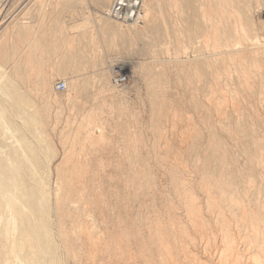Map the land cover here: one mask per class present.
<instances>
[{
  "label": "rangeland",
  "instance_id": "obj_1",
  "mask_svg": "<svg viewBox=\"0 0 264 264\" xmlns=\"http://www.w3.org/2000/svg\"><path fill=\"white\" fill-rule=\"evenodd\" d=\"M25 1L8 2L0 30ZM31 1L0 66L49 99L50 189L64 133L101 135L77 147L87 179L68 241L51 209L57 264H264V7L142 0L156 11L104 31L78 2ZM114 64L130 72L123 89Z\"/></svg>",
  "mask_w": 264,
  "mask_h": 264
},
{
  "label": "bare ground",
  "instance_id": "obj_2",
  "mask_svg": "<svg viewBox=\"0 0 264 264\" xmlns=\"http://www.w3.org/2000/svg\"><path fill=\"white\" fill-rule=\"evenodd\" d=\"M30 1L26 0L18 8V13L10 17L8 24L6 23L7 25L5 24L0 30L1 40L7 35L10 36L14 18L28 6ZM74 1L83 8L82 13L96 16L93 21L97 28L104 31L114 30V23L101 15L110 0ZM253 1L264 7V0ZM155 8L144 3L143 12L151 14L156 11ZM2 21L1 15L0 24ZM107 61L112 62V60ZM100 75L102 76V73ZM14 78H10L0 66V264H57L50 241L51 209L54 208L55 211L58 234L65 240L67 233L64 231L65 221L75 219L76 222L81 217L79 205L83 196L84 181L87 179L85 164L79 160L82 153L77 147H85L86 144L101 139V135L96 136L94 129L85 124L84 129L79 127L84 130L83 132L76 128L73 133L65 132V136H61L63 158L55 166L56 179L54 188L50 189L49 184L52 181L50 155L55 154V150L48 135L49 119L52 116L49 99L40 96L39 86L33 83L36 81L24 76ZM96 129L100 127L96 126ZM255 146L258 144L254 145V148ZM5 148L6 151H3ZM258 152H261L260 149ZM259 160L261 158L256 159L257 163ZM68 163L72 165L71 168H66ZM79 225L76 229L81 232L82 226ZM67 247L69 249L68 245L66 249ZM71 250L70 253H73Z\"/></svg>",
  "mask_w": 264,
  "mask_h": 264
},
{
  "label": "built area",
  "instance_id": "obj_3",
  "mask_svg": "<svg viewBox=\"0 0 264 264\" xmlns=\"http://www.w3.org/2000/svg\"><path fill=\"white\" fill-rule=\"evenodd\" d=\"M11 0L0 1L2 12ZM103 15L115 22L123 24H140L144 20L142 0H110ZM123 64H114L110 68L111 84L116 89L125 88L130 81V72ZM67 89L64 80H59L54 85V90L63 93Z\"/></svg>",
  "mask_w": 264,
  "mask_h": 264
},
{
  "label": "crops",
  "instance_id": "obj_4",
  "mask_svg": "<svg viewBox=\"0 0 264 264\" xmlns=\"http://www.w3.org/2000/svg\"><path fill=\"white\" fill-rule=\"evenodd\" d=\"M60 1H65L66 2V0H60ZM71 1H74V0H71Z\"/></svg>",
  "mask_w": 264,
  "mask_h": 264
}]
</instances>
